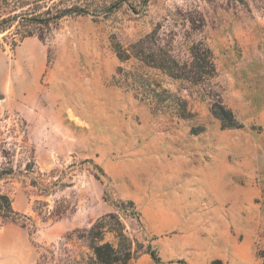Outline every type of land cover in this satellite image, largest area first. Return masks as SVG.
Wrapping results in <instances>:
<instances>
[{"label":"rangeland","instance_id":"obj_1","mask_svg":"<svg viewBox=\"0 0 264 264\" xmlns=\"http://www.w3.org/2000/svg\"><path fill=\"white\" fill-rule=\"evenodd\" d=\"M73 5L86 12L0 30V189L18 213L0 216V264L86 260L111 212L133 243L116 264H264V0H12L2 15ZM198 43L214 74L172 76Z\"/></svg>","mask_w":264,"mask_h":264},{"label":"trees","instance_id":"obj_2","mask_svg":"<svg viewBox=\"0 0 264 264\" xmlns=\"http://www.w3.org/2000/svg\"><path fill=\"white\" fill-rule=\"evenodd\" d=\"M21 0H13V5ZM12 0H0V30H6L15 21L21 22L28 18L33 23L50 24L57 22L62 17L71 14H84L85 7L71 6L59 9L52 14L50 9H47L45 15H20L18 13L4 17L2 15V7L9 6ZM14 10H17L16 8ZM27 36V35H26ZM122 55V54H121ZM127 55V54H126ZM192 61L190 62V70L182 71L175 66H169V73L175 77H191L195 82H202L211 77L215 72V64L209 47L202 44H195L191 47ZM126 56L122 55L121 58ZM213 114L220 119L224 128L238 127L240 124L236 119L232 110L228 109L222 102H215L212 105ZM11 172L5 169H0V182L10 175ZM131 213L139 215L134 207V202H129ZM124 205V201L121 202ZM18 215L13 207L11 197L0 189V216L7 219H13ZM87 239L91 254L86 260H79L76 264H116L119 262L127 263L133 256V243L131 238L126 233L125 224L121 216L117 212H111L100 216L87 231ZM151 256L158 260L159 256L155 249L150 248ZM212 264H221L220 260L214 261Z\"/></svg>","mask_w":264,"mask_h":264}]
</instances>
